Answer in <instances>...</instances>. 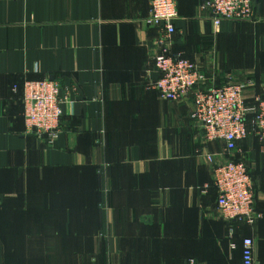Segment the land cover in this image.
<instances>
[{"label": "crops", "instance_id": "crops-1", "mask_svg": "<svg viewBox=\"0 0 264 264\" xmlns=\"http://www.w3.org/2000/svg\"><path fill=\"white\" fill-rule=\"evenodd\" d=\"M150 1L0 0V264H243L247 236L264 264L262 145L250 135L224 154L192 118V97L150 87L160 33L146 23ZM255 1L254 20L217 26L205 0H177L173 46L206 86L246 84L248 104L264 95ZM25 77L61 84L53 145L26 133L14 88ZM239 155L263 215L254 225L227 223L212 187L213 165Z\"/></svg>", "mask_w": 264, "mask_h": 264}, {"label": "built area", "instance_id": "built-area-1", "mask_svg": "<svg viewBox=\"0 0 264 264\" xmlns=\"http://www.w3.org/2000/svg\"><path fill=\"white\" fill-rule=\"evenodd\" d=\"M203 8L209 9L217 26L223 20L250 21L256 17L255 0H205ZM178 16L177 0L150 1L146 23L160 31L154 42L157 52L154 67L158 75L151 79L150 87L166 100L192 97V118L201 123L205 140L222 141L223 153L230 156L236 152L239 142L249 137L247 116L253 113L251 131L259 136L264 153V95L257 96L254 104H248L244 83L229 81L220 87L206 86L207 75L200 65L182 53L173 52ZM14 88L17 91V86ZM60 90V82L51 77L28 79L23 86L26 133L49 145L56 142L62 131L64 99ZM207 159L215 162L214 155L208 154ZM212 172L222 218L254 224L261 214L255 208L254 183L246 162L215 163ZM242 259L243 264H260L256 257V242L250 236L242 240ZM189 264L197 263L191 259Z\"/></svg>", "mask_w": 264, "mask_h": 264}, {"label": "trees", "instance_id": "trees-1", "mask_svg": "<svg viewBox=\"0 0 264 264\" xmlns=\"http://www.w3.org/2000/svg\"><path fill=\"white\" fill-rule=\"evenodd\" d=\"M178 11H179V9H178ZM43 78V77H42ZM29 78H24L22 81H21V83H18V84H16V86H17V91H19V90H21V94H22V96H21V98L23 99V86H24V82L26 81V80H28ZM38 79V78H37ZM39 79H41V78H39ZM255 103V102H254ZM254 103H250V104H254ZM23 118H24V115H23ZM253 118H254V114L253 113H250V114H248V116H247V123H248V126H249V128H250V135H253L255 138H257L258 140H259V142H260V144L262 145V143H261V141H260V139H259V136L258 135H255V133L254 132H252L251 130H252V128H253V124H252V120H253ZM249 135V136H250ZM248 138V137H247ZM246 138V139H247ZM246 139H244V140H246ZM241 142V141H240ZM239 142V143H240ZM240 156L241 155H239V156H237V158H234L233 160H235V161H245L246 162V160L242 157V159L240 158ZM247 164V163H246ZM248 166V165H247ZM248 169H249V167H248ZM249 173H250V175H251V171H250V169H249ZM251 177H252V175H251ZM252 180H253V183H254V189H255V208H256V211L259 213V214H261V212L258 210V208H257V205H256V186H255V182H254V179H253V177H252ZM212 187L215 189V191L217 192V197H218V190H217V188L215 187V185H214V180H213V183H212ZM261 219H263V215L261 214V217L254 223V224H257V222L258 221H260ZM227 223H229L230 225H233V223H242V224H245V225H251V224H249V223H247V222H244V221H240V220H232V221H226ZM254 224H252V225H254ZM234 234H236L235 233V230L234 231H232V236L234 235ZM243 240V239H242ZM193 259V258H192ZM191 260V259H190ZM189 260V261H190ZM195 260V259H194ZM196 261V260H195ZM196 263H197V261H196ZM189 264V263H188Z\"/></svg>", "mask_w": 264, "mask_h": 264}]
</instances>
